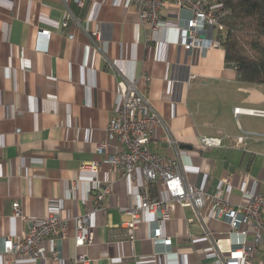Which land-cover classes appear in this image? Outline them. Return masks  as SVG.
I'll return each mask as SVG.
<instances>
[{"label":"crops","instance_id":"crops-1","mask_svg":"<svg viewBox=\"0 0 264 264\" xmlns=\"http://www.w3.org/2000/svg\"><path fill=\"white\" fill-rule=\"evenodd\" d=\"M189 17L188 9L166 5L159 28L147 40L132 0H82L80 5L74 0H0V264L3 239L26 230L28 219L49 211L67 218L83 213L97 204L96 188L107 184L108 207L92 215V244L75 247L70 223L60 259L19 255L13 264H218L202 224L188 220L190 207H177L168 221L145 216L135 238H127L129 215L118 207L140 200L144 181L139 170L131 182L102 163L96 177L81 168L101 161L95 149L99 142L111 143L109 153L120 151L106 131L121 102L118 83L122 76L147 75L139 87L166 120L180 149L185 180L213 193L223 187L222 177L231 175L225 192L236 204L245 201L249 175L260 180L258 191L264 194V116L233 113L235 107L264 110V83L240 80L225 63L221 45L203 53L178 45L179 29ZM64 19L67 25L61 26ZM37 29H49L50 38L37 39ZM93 30L98 31L94 41ZM242 131L253 134L244 147H236L233 139ZM203 136L220 137L221 143L201 145ZM149 146L164 156L175 150L162 131ZM148 189L163 196L158 182ZM15 201L27 219L13 215ZM210 211L208 199L203 212ZM209 225L227 229L221 221L209 220ZM157 226L171 237L169 246L152 242ZM42 245L54 249L50 239ZM76 253L85 254L87 262H74Z\"/></svg>","mask_w":264,"mask_h":264},{"label":"built area","instance_id":"built-area-1","mask_svg":"<svg viewBox=\"0 0 264 264\" xmlns=\"http://www.w3.org/2000/svg\"><path fill=\"white\" fill-rule=\"evenodd\" d=\"M79 5L82 0H74ZM135 5L136 22L146 30V39L160 25L161 9L172 4L190 11V17L180 27L176 43L184 49H198L203 53L210 47L220 46L225 32L224 20L230 14L228 8L217 1L209 3L207 0H132ZM67 20L61 21L66 26ZM98 31L89 33L96 36ZM49 29H37L36 38L49 39ZM73 38V32L68 33ZM93 40V39H92ZM94 41V40H93ZM113 66V65H112ZM147 75H139L136 79L124 76L118 83L121 102L116 113L110 117L106 131L115 137L120 151L109 153L111 143L102 141L96 144V151L102 155L101 161H90L82 164V169H88L98 174L100 163L107 165L110 172L128 177L134 182L135 172L139 170L144 181L140 200L130 206H119L118 209L129 215L126 222V234L129 240L135 238L141 219L168 221L177 207H190L192 217L189 221H199L203 226L204 236L212 244L218 258V264H263L264 258V194L258 191L260 180L246 175L250 179L249 187L244 189L245 201L232 203L226 195V187L231 185V175L222 177L223 187L213 193H207L203 188L191 185L185 180L184 168L180 160V149L175 140L170 137L166 120L150 104L139 87L142 81H148ZM240 112L264 116V110H253L235 107L233 113ZM162 131L166 141L174 147L172 156H164L152 149L149 142L159 136ZM234 137L236 147H244L250 132L242 131ZM227 136V135H224ZM201 145H220V137H200ZM158 182L163 189V196L151 195L148 184ZM74 182L71 183V186ZM93 195L96 205H89L83 213L71 218L58 211H49L45 215L28 219L26 230L19 234L6 236L1 243V251L5 254L4 264H13L20 255H28L37 259L47 254L52 259H60L62 241L67 238L70 223L73 224V244L82 247L93 243L92 215L96 211L105 213L108 205L105 202L110 186L97 187ZM211 201L210 214L203 212L207 200ZM13 215L27 219L17 201L12 203ZM209 220L224 222L225 231L212 229ZM50 239L54 243L52 251H46L42 242ZM151 240L154 244L162 243L169 246L172 239L162 233L161 227L154 228ZM212 248L209 251H212ZM73 261L86 263L87 257L83 253H76ZM205 264V263H203Z\"/></svg>","mask_w":264,"mask_h":264},{"label":"trees","instance_id":"trees-1","mask_svg":"<svg viewBox=\"0 0 264 264\" xmlns=\"http://www.w3.org/2000/svg\"><path fill=\"white\" fill-rule=\"evenodd\" d=\"M229 9L225 32L220 44L225 63L232 65L238 78L251 83H264V0H217ZM247 41L248 52L241 44Z\"/></svg>","mask_w":264,"mask_h":264},{"label":"rangeland","instance_id":"rangeland-1","mask_svg":"<svg viewBox=\"0 0 264 264\" xmlns=\"http://www.w3.org/2000/svg\"><path fill=\"white\" fill-rule=\"evenodd\" d=\"M241 41V44H242V46H243V49H245V50H247V52H248V43H247V41H246V39L244 38V37H242V39H240Z\"/></svg>","mask_w":264,"mask_h":264},{"label":"water","instance_id":"water-1","mask_svg":"<svg viewBox=\"0 0 264 264\" xmlns=\"http://www.w3.org/2000/svg\"><path fill=\"white\" fill-rule=\"evenodd\" d=\"M180 147L184 148V147H187V146H185V145H180ZM187 148H188V147H187Z\"/></svg>","mask_w":264,"mask_h":264}]
</instances>
